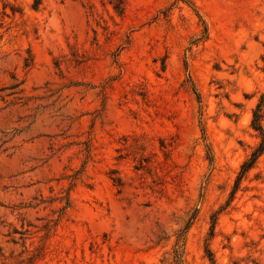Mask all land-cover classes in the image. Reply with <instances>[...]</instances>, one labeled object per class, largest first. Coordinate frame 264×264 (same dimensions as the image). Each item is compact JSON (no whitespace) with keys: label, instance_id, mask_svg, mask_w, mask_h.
Masks as SVG:
<instances>
[{"label":"rangeland","instance_id":"1","mask_svg":"<svg viewBox=\"0 0 264 264\" xmlns=\"http://www.w3.org/2000/svg\"><path fill=\"white\" fill-rule=\"evenodd\" d=\"M34 3L0 0V264H264V0Z\"/></svg>","mask_w":264,"mask_h":264},{"label":"trees","instance_id":"2","mask_svg":"<svg viewBox=\"0 0 264 264\" xmlns=\"http://www.w3.org/2000/svg\"><path fill=\"white\" fill-rule=\"evenodd\" d=\"M40 3V0H35V5L39 4ZM264 97V95H263ZM260 106V104H259ZM259 109L257 111L254 112V118H253V126L256 128V129H259V130H262V125H261V122H260V115H259Z\"/></svg>","mask_w":264,"mask_h":264}]
</instances>
